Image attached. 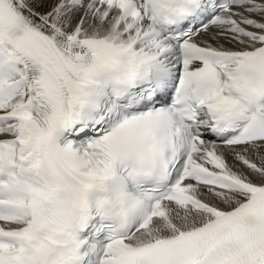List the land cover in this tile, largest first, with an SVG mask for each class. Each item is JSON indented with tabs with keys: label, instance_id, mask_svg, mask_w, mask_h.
Segmentation results:
<instances>
[{
	"label": "snow or ice",
	"instance_id": "obj_1",
	"mask_svg": "<svg viewBox=\"0 0 264 264\" xmlns=\"http://www.w3.org/2000/svg\"><path fill=\"white\" fill-rule=\"evenodd\" d=\"M0 264H264V0H0Z\"/></svg>",
	"mask_w": 264,
	"mask_h": 264
}]
</instances>
